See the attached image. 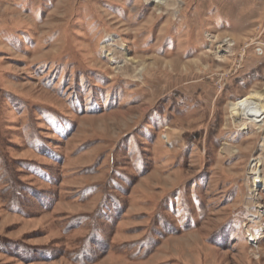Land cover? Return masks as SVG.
<instances>
[{
    "label": "rangeland",
    "instance_id": "obj_1",
    "mask_svg": "<svg viewBox=\"0 0 264 264\" xmlns=\"http://www.w3.org/2000/svg\"><path fill=\"white\" fill-rule=\"evenodd\" d=\"M253 92L264 0H0V264H264Z\"/></svg>",
    "mask_w": 264,
    "mask_h": 264
},
{
    "label": "bare ground",
    "instance_id": "obj_2",
    "mask_svg": "<svg viewBox=\"0 0 264 264\" xmlns=\"http://www.w3.org/2000/svg\"><path fill=\"white\" fill-rule=\"evenodd\" d=\"M145 1V0H144ZM152 1V3H154L157 7H161L163 6V4L166 3L167 0H150ZM108 46V45H107ZM105 55L111 57L110 53L108 52H104ZM125 60L126 61H132L130 62V64L135 63L134 59L131 57H126L125 56ZM234 112L242 117V120H244L246 123L245 124H252L253 126H256L257 129H264V107L262 105V101H261V96L259 92H253L245 97H243L242 99H240L237 103H235L234 105ZM258 161H260L258 159ZM257 165V164H256ZM252 171L255 174L254 177V182L257 181H262L263 178L260 175L259 177V173L256 172L257 170L252 168ZM259 171V170H258ZM247 231V236L251 235V239L253 240L255 237L254 232H252L251 229L246 228Z\"/></svg>",
    "mask_w": 264,
    "mask_h": 264
}]
</instances>
